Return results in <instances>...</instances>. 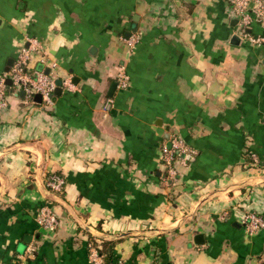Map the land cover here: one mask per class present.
Here are the masks:
<instances>
[{
	"label": "crops",
	"instance_id": "1",
	"mask_svg": "<svg viewBox=\"0 0 264 264\" xmlns=\"http://www.w3.org/2000/svg\"><path fill=\"white\" fill-rule=\"evenodd\" d=\"M238 21L230 0H0V76L34 39L28 73L62 80L49 106L7 92L0 264H89L93 238L116 264H264V226L243 222L264 219V23L254 43ZM172 133L194 153L171 179Z\"/></svg>",
	"mask_w": 264,
	"mask_h": 264
},
{
	"label": "built area",
	"instance_id": "2",
	"mask_svg": "<svg viewBox=\"0 0 264 264\" xmlns=\"http://www.w3.org/2000/svg\"><path fill=\"white\" fill-rule=\"evenodd\" d=\"M233 12L238 16L239 21V33L247 37L251 42L259 43V39L251 37L247 29L251 23H264V0H230ZM138 40V35H133L128 38L127 43L129 47H133ZM39 44L34 39H31L28 47L21 48L15 57V60L9 67V70L4 72L0 76V116L7 107V79H10L12 87L15 90H22L24 97L32 101L36 94L41 95V102L43 106H49L52 104V97L54 90L56 89L55 78L51 77L43 71L35 72L34 75H30L27 71L28 62L33 52H38ZM43 61V56H41ZM51 67H55V63L51 64ZM128 75L125 73L123 67H120L116 74V84L118 88L124 89L128 85ZM69 86V82H64ZM194 153L188 145L175 133H172L169 137V143L162 149L161 161L165 168L167 177L174 178L176 176V169L174 163L179 162L185 164L187 156H191ZM46 188L54 193L62 191L64 186V179L55 173L47 176L45 181ZM38 223L47 231H53L57 226V218L52 209L45 205L40 208L38 212ZM245 228L249 233L264 226V219L260 215L255 213H248L245 215L244 220ZM30 253L33 252V248L28 249ZM89 264H103L102 257L97 253L96 249L89 245Z\"/></svg>",
	"mask_w": 264,
	"mask_h": 264
},
{
	"label": "trees",
	"instance_id": "3",
	"mask_svg": "<svg viewBox=\"0 0 264 264\" xmlns=\"http://www.w3.org/2000/svg\"><path fill=\"white\" fill-rule=\"evenodd\" d=\"M11 91H13V88L10 85L7 87V92L9 93ZM54 95L55 94H53V97H54ZM52 173L58 174L62 177V175L59 173H56V172H52ZM52 173H50V174H52ZM93 239H91V241H93V242L90 241L89 245L91 244L96 249L97 253L102 257L103 264H116L115 256L113 255V252H112L113 251V245H114L115 241H112V240L97 241V240H93Z\"/></svg>",
	"mask_w": 264,
	"mask_h": 264
},
{
	"label": "water",
	"instance_id": "4",
	"mask_svg": "<svg viewBox=\"0 0 264 264\" xmlns=\"http://www.w3.org/2000/svg\"><path fill=\"white\" fill-rule=\"evenodd\" d=\"M132 31H136V25L134 24L133 27H132ZM130 33H127V37H129ZM233 38H236V37H233ZM12 64V59H10L8 62H7V68H6V71L9 70V67L11 66ZM45 73L48 74L49 73V69H46L45 70ZM7 83L10 84L11 81L10 79H7ZM55 84H56V89L54 90V94H60V92L62 91V80L61 79H56L55 80ZM115 87V84L113 83L110 87V91ZM20 96L23 97L24 96V92L21 90L20 91ZM34 101L36 102H41V95L39 94H36L34 96ZM200 236V235H198ZM198 237H196L197 239ZM196 243H198V240H196Z\"/></svg>",
	"mask_w": 264,
	"mask_h": 264
}]
</instances>
